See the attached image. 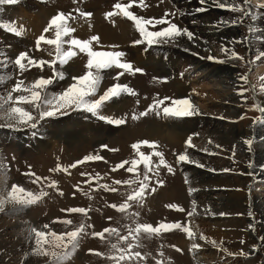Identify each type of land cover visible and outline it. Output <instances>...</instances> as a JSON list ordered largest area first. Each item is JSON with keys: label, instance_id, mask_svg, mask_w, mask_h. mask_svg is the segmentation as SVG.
Here are the masks:
<instances>
[{"label": "rangeland", "instance_id": "1", "mask_svg": "<svg viewBox=\"0 0 264 264\" xmlns=\"http://www.w3.org/2000/svg\"><path fill=\"white\" fill-rule=\"evenodd\" d=\"M103 1L35 0L33 4L35 2L36 6L48 10L51 16L62 13L68 17H80L79 12H83L82 7L84 8L83 3L85 6L88 4L93 6L95 3L94 7L97 10L95 14L99 18H105V14L109 10H113L115 4L127 5L131 2L132 10H127L134 15L141 16L143 9L150 7L152 14L159 15L170 23L175 19L178 21L183 13V8L186 9L180 7V3L189 5L204 3L202 0L197 2H192V0L178 2L144 0L143 4L141 0ZM234 2L243 7V0H215V3L213 1V4L208 7V11L200 10L201 13L198 17L190 21H201L203 16L208 19L211 13L218 12L220 14L222 10L215 6L216 3L232 4ZM177 3L179 4L177 5ZM261 4H264V0H249L247 9L249 15L234 28L235 36L239 41L234 47L228 43V40L223 42L225 48H232L243 57V61H230L228 62L229 66H222L223 63L215 61L206 65L209 66L206 69L208 73L212 70L220 71L221 68L230 67L226 69V73L234 71L233 75L237 76L247 74V83L241 81L244 85L243 88L247 89L243 96L237 95L240 89H234L233 85L227 86L220 83L217 87L222 91L230 87L223 96L228 98L229 94L227 95V93H230L236 99L233 102L226 101L227 103L223 101L227 104L224 107L226 112L211 113L216 111L219 101L206 98V93L210 89L206 85V81H203L206 76L202 78L199 75L200 72H196V69L198 70L202 66L201 64L199 65L197 61H188L182 69L174 61H172V65H167L164 60L156 59L152 51L165 54L164 57L162 56L163 58L171 51L156 47L157 50H155V48L149 47L151 53L149 52L146 58L138 57L141 58L138 62L136 54H132L130 59L121 58L122 62L133 64L131 66L133 70L141 69L142 71L129 73L116 67L102 69L100 71L101 79L94 95L86 97V100L89 101L98 99L113 85L130 88L131 93L121 92L118 97H112L105 101L98 112L100 116L123 119V124L113 126L93 117L90 113L72 110L41 121L37 129L34 130L35 136L27 128L10 130L8 127H0V199H8L13 185L23 189L25 193L33 195L41 192L46 193L35 203L26 207L6 203L4 210L0 211V264H53V261L48 256L41 254L39 250L33 252L36 247V237L30 230L35 229L45 234L52 232L60 235L75 230L81 224L84 227L79 234L77 246L75 249L66 250L69 254L62 264H116V261L110 257L118 256L119 252L111 248L110 245L116 244L118 248H124L126 245L119 241L116 234L103 233V238H101L94 236L93 233L102 232L107 227L115 228L119 235L127 236L128 229L125 225L133 226V220L138 224H150L154 228L160 223H179L182 227H187L192 235L189 237L182 229H170L161 231L159 234L141 232L136 240L133 241L131 237L129 239L134 245L131 251L140 253V257L143 259L140 257L125 259L119 264H157V261H160V264H264V217L259 212L264 206V181L260 178L250 177V173L246 172V160L241 158L236 147L225 150L221 143H215L216 147L209 144L205 155L199 153V160L204 159L208 162L207 166H203V168L211 172V177L216 176L217 178L218 176L219 178L224 174L226 179H219L218 183H210V185H218L213 189L209 187L211 192L207 189L206 182L214 179H205V177L202 179L200 171H196L193 181H189V168L176 164V156L182 151L181 146L179 148L178 143L175 144L174 135H170L171 139H169L170 136H167L169 130H175L173 124L179 122L176 121L178 118L166 116L162 111L164 107L171 106L172 101L180 100L181 97H178L177 89L174 88L178 79L185 89L184 98L189 101L192 109L198 113L209 112L206 114L209 116L207 120L219 123L221 132L228 128V131L233 135L250 133L251 139H253L255 127L260 124V132L256 140H260L259 144L264 146L262 135L264 134V123L253 125L255 117H264V113L252 108L253 104L264 107V93L260 91L262 86L259 81L261 67L263 68L264 65V63L261 64V61L264 58L254 61L255 56L260 52L259 38H264V22L261 23V20H264V7L258 6ZM16 6V4L0 5V25H4L5 17L21 19L20 11L17 10L20 8ZM225 12L228 13L226 18L229 21L238 19L242 15L237 12ZM108 18L110 19V17ZM157 19L159 18L157 17ZM108 25L115 28L112 20H109ZM203 26L212 28V24L205 25L204 23ZM249 28H253L254 32H249ZM43 29L34 33L29 30L27 37L24 38L21 35L17 38L16 35L0 28V104L4 105V108L0 110V125L6 122L7 110L10 107H21L26 111H33L28 104L15 103L16 96L30 95V91L12 92V88L18 81L22 82L21 88H29L38 78H52L53 83L44 93L45 97H48L63 91L74 82L73 77L82 76L87 71L84 67L87 61H80L82 63L80 65L74 56L62 67L58 63L53 64L51 68L47 63L39 67L28 66L27 60H24L22 63L25 67L18 68L14 61L22 51L33 60L51 61L55 57V46L43 42L39 48L36 46V38L40 36ZM30 34L32 35L30 36ZM44 35L49 39L54 38L53 30H49ZM250 35L255 39L249 40ZM244 37L247 38V44L242 43ZM67 48L68 45L64 43L62 49L66 51ZM219 57L218 60L226 59L222 53ZM150 65L159 68L161 72L154 71V67L151 69ZM201 68L205 69L204 66ZM53 70L62 73L63 79H60L59 76L53 77ZM223 75L225 73L221 74V76ZM216 79L218 80V78L212 80L216 81ZM218 81H221V78ZM9 93H11V100L8 98ZM157 102H161L159 107H156ZM149 105L153 106L151 110H148ZM209 106L215 107L212 109ZM141 112H144L145 115L141 116ZM133 115L136 116L135 119H133ZM199 126L201 125L199 124ZM198 127L197 132L193 134L201 132L202 129H198ZM220 135L223 139L224 134ZM141 141H147L154 144L155 147L149 148L146 145H141L140 152L148 156L153 151H159L165 162L173 168V172L169 173L163 167L156 169L155 172L149 171V188L143 202L137 205L129 201L131 207L127 209V213L118 212L109 205L119 206L124 203L128 194L139 187L138 181L143 179V163L137 166L134 173L126 170L131 160L139 159L131 145L139 144ZM227 144L232 146L229 142ZM102 145L108 147L103 148ZM193 148L196 150V147ZM109 149H115V151ZM90 155L100 156L101 159L84 160V157ZM244 156L247 157V155ZM149 159L150 167L158 164L157 157L150 156ZM78 160L81 163L76 164L75 162ZM123 161H128L129 164L117 168L116 165ZM73 164L75 167L71 166ZM57 165L60 166V171H55ZM250 168L248 167V171ZM29 172L32 175H28ZM220 173H222L221 176ZM37 176L41 177V180L33 183ZM116 180L135 182L131 185L114 184L113 181ZM157 180H162L163 183L157 184ZM52 182H55L54 188L50 186ZM102 185H107L108 190L101 187ZM113 188L116 191H111ZM153 188L154 191L151 190ZM232 194H238L237 197L244 195V200H236V202H241L238 204V208L234 205L233 200L227 197ZM182 196L184 198L181 199ZM218 196L224 198L219 201ZM170 205H176L177 208H182L184 211H177ZM77 207L87 209V213L67 211L69 208ZM255 210L258 212V216L254 215ZM133 212L138 215L125 219L126 214ZM189 212L192 214L189 215ZM65 220L70 223H62ZM45 225H47L46 228ZM44 239L46 241L43 245L44 249L50 250L47 241L51 237L45 235ZM176 248H179L180 251H176ZM97 252L101 255H95Z\"/></svg>", "mask_w": 264, "mask_h": 264}, {"label": "snow or ice", "instance_id": "2", "mask_svg": "<svg viewBox=\"0 0 264 264\" xmlns=\"http://www.w3.org/2000/svg\"><path fill=\"white\" fill-rule=\"evenodd\" d=\"M17 0H0V5L2 4H8L12 5L15 4ZM75 2V0H74ZM204 2V0H202ZM141 3H143V0H141ZM215 3V0H214ZM131 6V4L127 5H120L115 4L114 10H118L119 14L123 17H126L128 20L132 21L135 31L139 34V39H136L133 41L134 44H144L147 47H152L153 45H160L168 43L170 40H173L174 38L180 36L181 34L187 36L189 39L192 38V33L187 31V29H181L177 27L175 23H169L167 20L161 18L159 20L155 19H143L140 17L135 16L132 12L128 11L127 9ZM216 7H219L223 11H231V12H237L242 13L238 17V19H233L231 23L233 25L237 24L240 21H243L246 16L249 15L248 13V6H249V0H243V7L239 3H216ZM259 7H264V4L258 5ZM203 10V9H199ZM116 14L115 11L108 12L105 14V18L113 16ZM79 15L81 17H88L91 15V13L88 12H79ZM70 17L65 16L62 13H57L54 15L49 21L48 25L43 29V32L36 38V46L39 48L41 42L47 45L55 46L56 55L51 61H42V60H33L29 58L25 52H20L19 55L15 58V65L18 68L23 69L25 65L22 63V61L27 60V65L32 66H41L44 63H47L48 66L51 68L53 64L58 63L61 67L67 63V61L76 55V53L73 51V49H78L79 52L84 53L87 56V62L84 65V67L87 69V71L79 77H73V83L69 84L63 91L58 92L54 95L45 97L44 93L45 90L48 89V87L53 83L52 78L44 79V78H38L35 80V82L30 85L29 88H21V81H18L16 86L12 88V92H29L30 95H18L15 98L16 104H28L33 111H26L22 109L21 107H10L7 110V117L6 122L0 127H8L10 130H18L19 128H27L32 131L33 136L36 135V132L34 130L37 129L38 125L41 123V121L45 120L46 118H54L58 115H63L66 112L72 111V110H79L83 111L85 113H90L93 117H96L97 119L103 120L104 122L111 124L113 126H119L124 123L123 119H113L108 116H100L98 115L99 109L101 108L102 104L105 101L110 100L112 97H118L121 92L125 93H131L132 90L128 87H121L120 85H113L112 87L108 88L102 95L99 96L98 99L95 100H86V97L94 95L95 90L97 88V85L101 79L100 77V71L102 69H108L111 67H116L118 69H121L123 71H127L131 73L132 71H142L141 69H135L133 70L131 65L126 62H122L121 57H123L124 53L120 51H96L93 50L92 44L93 42L99 43L98 37L95 35L90 36L88 39H78V38H69L67 41H64L62 38L65 36L71 37V33L74 31L73 28L69 27L68 25V19ZM71 19H75V17H71ZM155 24H167V27L162 28L159 31H149L147 29L148 25H155ZM89 27H91L89 25ZM0 28H4L6 31H9L12 34L20 35L19 32H17L15 27L8 28L5 25H0ZM53 30L54 32V38L49 39L47 38L44 33L49 32V30ZM249 32L254 31L253 28L248 29ZM245 44H247V38L243 41ZM66 43L68 45V48L66 51L62 49V45ZM220 52L223 53L226 56L225 60H218L214 56H208L207 59L210 61H215L217 63H227L233 60H240L243 61V57L240 56L236 51H234L232 48H225L223 45L220 46ZM264 57V51L258 52V54L255 56V60H259L260 58ZM253 61V62H254ZM59 76L60 79H63L62 73H57L55 70H53V77ZM166 79V78H165ZM240 81H243L245 84L247 83V74L240 75L238 77ZM264 80V78H262ZM247 89L240 87V91L237 93L240 96H243V93L246 92ZM260 91L264 93V86L261 87ZM9 100H11V93H9L8 96ZM161 102L156 103V107H159V104ZM153 106L149 105V109L151 110ZM4 108L3 104H0V110ZM253 110L264 113V107H260L258 104H253L252 106ZM163 113L166 116L181 118V117H187L190 115L195 114L194 110L192 109L190 103L188 100H174L171 102V106L164 107L162 109ZM141 116L145 115L144 112L140 113ZM136 116L133 115V119H135ZM243 119V117H241ZM10 121V122H9ZM257 123H264V117L257 116L253 120V125ZM245 145L248 146L249 151L252 150V145L254 143V140L249 138L245 139L243 141ZM141 145H146L149 148H154V144H150L147 141H141L139 144H132V149L136 152L139 159H133L131 160L130 164L128 161H123L121 164H117L116 167L120 168L123 167L124 164H129V167L126 169L130 173H134L137 169V166L140 163H143L144 166V174L143 179L139 180V187L135 189L133 192L128 194L127 199L124 203L117 205H109L110 207H113L118 212H124L127 213V209L131 207V204H129V201L134 202L135 204L139 205L143 202V198L149 188L148 181L150 179L148 173L149 171L155 172L156 169L163 167L166 168L169 173L173 172V168L169 166L162 154L159 151H153L149 153L148 156L144 155V153L139 151V148ZM185 146L192 147L191 145V136H189L188 140L185 141ZM101 147L107 148V145H102ZM110 151H115V149H109ZM150 156H155L158 159V164L151 165L150 167ZM101 159L100 156H86L84 157V160H99ZM181 162L185 164H195L197 167H203L201 164H197L195 161L191 160L188 154L181 153L178 156H176V164L180 165ZM76 164L81 163V161H76ZM72 167H75V164L71 165ZM252 165L250 164L249 167ZM60 166L57 165L55 171H60ZM51 171V170H50ZM28 175H32L31 172L27 173ZM46 179V178H45ZM41 180V177H36L35 180H33V183H36L37 181ZM135 181L132 180H116L113 181L114 184H129L131 185ZM157 184H162V180H157ZM51 187H55V182H52ZM101 187L105 188V190H108L107 185H102ZM154 191L155 189H151ZM111 191H116L115 188L111 189ZM46 193H39L36 195H33L32 193H25L23 189L17 187L16 185H13L12 192L9 193L8 199H0V211L4 210V205L6 203H13L14 205L18 207H26L28 205H31L35 203L38 199H40L41 196L45 195ZM173 209L177 211H184L182 208H177L176 205H170ZM70 213H80V214H86L87 209L82 207L77 208H69L67 209ZM192 213L189 212V215ZM138 213L133 212L131 214H126L125 219H130L131 217L137 216ZM223 215V214H221ZM64 224L70 223V221H62ZM133 226L129 227L128 225H125V227L128 229V235L122 236L119 235L117 229L115 228H107L105 227L102 232H95L93 233L94 236H98L103 238V233H108L109 235L116 234L118 236V239L120 242L126 245L124 248H118L116 244H111L110 247L113 249H116L119 252L118 256L110 257L111 259H114L116 261V264H119L120 261L125 259H134L136 257H140V253L131 251L134 247L133 243L130 242V237L134 241L136 240L137 236L143 232L146 234L156 233L159 234L161 231H167L170 229H182L187 235L190 237L192 234L188 231L187 227H182L181 224L175 223V224H157V226L154 228L150 224H138L135 222V220L132 221ZM45 228L47 225L44 226ZM84 225L81 224L80 227L75 228V230L68 231L66 233H62L60 235H57L52 232H48L45 234L42 231H36L35 229H31L30 232L34 233L36 240L35 245L36 247L33 249V252H36L39 250V252L45 256H48L50 260L53 261V264H62L63 260L67 257L69 254L68 251L70 249H75L78 243V237L80 232L82 231ZM45 235L51 237L47 243L49 244L50 250H45L43 245L46 242L45 241ZM203 239V237H201ZM195 247V245H193ZM59 250V251H57ZM176 251H180L179 248H176ZM127 253V255H125ZM95 255H101V253L97 252ZM140 259H143V257H140ZM157 264H160V261H157Z\"/></svg>", "mask_w": 264, "mask_h": 264}, {"label": "bare ground", "instance_id": "3", "mask_svg": "<svg viewBox=\"0 0 264 264\" xmlns=\"http://www.w3.org/2000/svg\"><path fill=\"white\" fill-rule=\"evenodd\" d=\"M33 1H35V0H17V2L15 4L17 6H19V8H20L17 10L20 11L21 19L15 20L12 18L5 17L6 20H5L4 25L7 26L8 28L15 27L17 32L20 33V35L13 34V35H16L17 38L20 37L21 35L24 38L27 37L26 35H28L29 30L33 31L31 33H34L35 31H40L41 28H45L48 25V21L53 17L50 15L48 10L46 11L42 7L36 6L35 2L33 4ZM104 1L106 2V0H104ZM152 1L154 2V0H152ZM152 1H151V3H153ZM172 1L178 2L180 0H172ZM193 1L197 2L199 0H192V2ZM213 1L214 0H204V3H199V5H198V3L193 4V5H189L187 3L185 4L184 2H183L184 4L180 3V7L186 8L185 10L183 8V13H182V15H185V16L181 15V18L178 19V21H177V19H175L173 22H170V23H175L177 25V27H179L181 29H187V31L192 33V38L189 39L187 36L181 34L180 36L174 38L173 40H170L168 43L160 44V45H153L152 48L156 47L157 49L161 48V49H167V50L171 51V53H169L165 58H163L165 55L163 53L154 52V51H152V53L154 54L153 56H156V59L164 60L167 65H169V64L172 65L173 64L172 61L176 62L178 64V67L181 69L186 66L188 61H197V63L199 65L201 64L202 66H204L205 67L204 70L201 68L202 67L201 66L198 70L196 69V72L197 71L200 73L202 72V74L199 73V75H201L202 78H203V76H206V79L203 81H206V85L210 88V89L208 88L209 91H207V93H206L207 94L206 98L208 100L213 99V100L219 101L218 107H216V111H212L211 113L220 114V113L226 112L224 110V107H226L227 104L223 103V101L233 102L236 100L234 97H232V94H230V93H227V95L229 94L228 98L223 96V94H225L230 89V87L227 90H223V91L220 89L221 90L220 91L217 88L220 85V83H223L227 86L233 85V86H235L234 89H236V90H239L240 87L241 86L243 87L244 85L238 79L239 76L233 75L234 71L230 70L231 72H229L227 70L228 73L225 72L226 69L230 68V67L221 68L220 71L212 70L209 73L206 72V69H208V67H209L206 65L210 62H213V61H210L207 59L208 56H214V57L219 59L220 58L219 56L221 54L219 49H220V46L224 44L223 43L224 41L228 40L229 41L228 43L231 44L233 47L239 41V39H237L235 36L236 32H234V30H235L234 28L237 27V24L239 22L235 25L230 23L231 21H229L226 18L228 13L223 11V10H222V12H220V14L218 12H216L215 14L211 13V15L209 16L210 18H208V19L206 18V16H203L202 17L203 20H201V21L200 20L194 21V22L190 21V20L196 19L198 17V15L201 13V11H203V10L208 11V7L213 4ZM100 2L102 3V1H100ZM100 2H99V5L101 4ZM143 2H144V0H143ZM15 4H13V5H15ZM83 4H84V8L82 7L83 12L91 13V15L86 17V18L81 17V16L80 17L69 16L70 18L68 19V25H69V27L73 28L74 31L71 33V37H69V36L63 37V38H65V40L66 39L68 40L69 38H78V39L83 40V39H88L92 35H95L98 37L99 43L97 44L96 42H93V44H92L93 50H96V51H120V52L124 53L123 57H121V58H128V59H130V57L133 56L132 54H136V56H137L136 61L137 62L139 60H141V58H138L140 56L146 58V55L149 54V52L151 51L150 50L151 48L149 49V47L145 46L144 44H134L133 43L134 40L139 39V34L135 31V28H134L132 21L128 20L126 17L121 16L119 14L118 10H114V9L111 11L109 10V12H113V11L116 12V14L111 16L110 19L109 18H107V19L106 18H99V16H97L95 14V12L97 11L96 8L94 7L95 3L93 4V6H91V4H90V6H89V4L86 6H85V3H83ZM86 4H87V1H86ZM178 4L179 3H177V5ZM6 5H8V4H6ZM132 7H133V5L131 4V6L128 9L132 10ZM199 9H203V10L200 11ZM138 10L140 11V9H138ZM142 12H143L142 15L137 16V17H140V18H143L146 20L147 19L159 20L162 18L159 15L152 14L150 12V7L144 8ZM71 17H75V19H71ZM157 17L159 19H157ZM163 17H164V13H163ZM13 18H15V17H13ZM99 19H101L102 21L99 22L98 21ZM109 20L113 21L115 28H111L108 25ZM263 22H264V20H261V23H263ZM204 23H205V25L206 24H212V28H207V27L203 26ZM89 25L91 27H89ZM167 26H168L167 24L148 25L147 29L149 31H159L162 28L167 27ZM252 34H255V33H252ZM31 35L32 34H30V36ZM245 38L246 37H244L243 41L245 40ZM251 39H255V38H253L252 35H250L249 40H251ZM243 41H242V43L244 44ZM259 41H260L259 42L260 51H264V38L263 39L259 38ZM117 45H120V46H117ZM156 48H155V50H157ZM73 51L76 53V55L74 56V59L76 61H79L80 65L82 64L80 61H82V60L87 61V56L84 53L79 52V50H77V49H73ZM160 52H163V51H160ZM262 58H264V57H262ZM128 62H129V60H128ZM261 62H262L261 64H263L264 59H262ZM176 63H174V64L176 65ZM198 64H196V65L198 66ZM229 65L230 64H228V62L222 64V66H229ZM153 67H154V65L153 66L150 65L151 69H153ZM262 69H264V65H263V68L261 67V71H260L261 75L259 76V81L261 83L260 85L264 86V80H262V78H264V70L262 71ZM153 70L154 71L155 70L160 71V69L156 68V67H154ZM215 71H217V72H215ZM224 73H225V75L221 76V74H224ZM213 78H218V80L221 78V81H218L217 79H216V81L212 80ZM173 81H174V79H173ZM259 81H258V83H259ZM203 83H205V82H203ZM183 87L184 86H183L182 82L177 79L175 82L174 88H175V90L177 89V93L179 94L178 97H181L180 100H186L184 98L185 89ZM219 92H221L222 94H220ZM238 96H240V95H238ZM239 99H241V98H239ZM209 107H211V106H209ZM214 107L215 106H213L211 108L213 109ZM194 112H195V114H193V115L178 118V120H176V121H179V122L173 124V127L175 128V130L173 129V131L169 130L167 132V136L174 135L175 144L178 143L179 148L181 146V148H180L182 150L181 153L188 154L190 159L195 161L197 164L207 166L208 162L206 160H204V159L199 160V156H200L199 153L201 152V155H205V151L207 150L208 146L211 145L212 147H216L215 143H221L224 145L225 150H229L232 147H236V150H237L238 154L241 155V158L244 161L246 160L245 161L247 163L246 172L250 173V177L251 178H257V179L260 178L264 181V146H262L263 144H261V143L259 144V142H261L260 140L259 141L256 140V137H258V134L260 132L259 131L260 124L257 127H255V137H253L254 143L252 146V150L249 151L248 146L245 145L243 143V141L245 139L251 138L250 133H246V134L242 133V134L233 135L231 132L228 131V128H226L225 131L221 132V130H220L221 127H220L219 123L210 122L209 120H207V117H209V116L206 114H208L209 112L208 113L207 112L206 113H198L195 110H194ZM213 121H215V120H213ZM199 124L201 126L198 127ZM197 127H198V129H202L201 132H198L197 134H193V133L197 132ZM207 133H209V134H207ZM216 133H219V134H216ZM220 134H224L223 139H222V136ZM262 135L264 137V134H262ZM189 136H191L192 147L186 148L185 141L188 140ZM169 139H171V136L169 137ZM228 142L232 145L231 147L229 144H227ZM193 147H196V150ZM244 155H247V157ZM252 156H253V158H252ZM251 161H252V163H251L252 166H251L250 170L248 171V167H249ZM181 165L184 168H185V166H187L189 168V173H188L190 176L189 181H191V180L193 181V178L196 176L194 174L196 171L201 172V174H202L201 178L205 177V179H207V178H209L210 180L214 179L212 181H209L208 183L206 182V186H208L207 189L209 187L211 189L218 187L217 184L216 185H212V184L210 185V183H218L219 179H221V180L226 179V176L222 173H220V176L222 174L223 177H219V178H218V176H217V178H216V176L211 177V174H210L211 172L208 171V169H205L203 167H197V166H195V164H185V163L181 162ZM238 166H239V164H238ZM192 171H193V173H191ZM214 175H216V174H214ZM190 183L192 186H194V184H192V182H190ZM195 185H196V183H195ZM207 189H205V190H207ZM209 192H211V190H209ZM237 195L238 194H232V195H228L227 197L230 200H233V203H235L234 205H236V207L238 208L239 207L238 204H240L241 202H236V200L239 199L242 201L245 198H244V195L243 196L239 195L238 197H237ZM182 198H184V197L182 196L181 199ZM221 198L223 199L224 197L218 196L219 201ZM218 200H216V201H218ZM259 212L264 217V206L261 207ZM254 213H255L254 214L255 216H258V214H257L258 212L256 210L254 211Z\"/></svg>", "mask_w": 264, "mask_h": 264}]
</instances>
